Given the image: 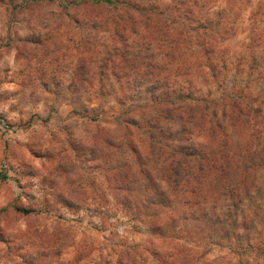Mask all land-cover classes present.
<instances>
[{
  "label": "rangeland",
  "instance_id": "obj_1",
  "mask_svg": "<svg viewBox=\"0 0 264 264\" xmlns=\"http://www.w3.org/2000/svg\"><path fill=\"white\" fill-rule=\"evenodd\" d=\"M260 72L264 0H0V264H264V184L236 201L208 171L243 167L252 124L190 127L208 177L185 193L144 180L127 145L149 150L159 110L187 117L155 99L248 100Z\"/></svg>",
  "mask_w": 264,
  "mask_h": 264
},
{
  "label": "trees",
  "instance_id": "obj_2",
  "mask_svg": "<svg viewBox=\"0 0 264 264\" xmlns=\"http://www.w3.org/2000/svg\"><path fill=\"white\" fill-rule=\"evenodd\" d=\"M201 22L202 23H199L200 26H208L206 22ZM225 36L226 35H223V38H225ZM197 40L201 42L200 36H198ZM202 40H204V37ZM202 46L207 59H209V48L203 43ZM253 61L255 62L256 60L254 59ZM258 74L263 78V81L260 82L263 91L257 96L252 94L249 95L250 97L248 96V100L245 99V95H241V91H238V93L235 92V94L231 93L234 96L230 95L219 101H208L203 97L196 100L194 96H189L187 94L178 95L177 98L173 97L172 99L169 97H166L165 100L155 99V101H157V105H154L156 109L160 107L166 108L162 107L164 105H175L177 102L182 103L177 106L180 105L182 109L185 108V110H187V117H179V120L182 121L181 125L175 128L174 125L164 121L167 117L162 115L163 112L159 110L155 118H150L146 121L147 134L143 136L144 138L140 137L141 141L145 143L144 145L148 146L149 150H146L143 146L142 152L139 151V143L136 142L133 137L127 141V145L132 153L137 156H147H144V158L138 162V171L136 170V172H139L138 174H140L144 180L150 182L157 180L160 183H158L159 186L163 184L167 189V186H169L170 188L172 187V190H180L178 184L181 182L186 185L191 183L190 185L194 187V182L200 183L205 177H208L205 173V171H207V166L204 162L206 156H204L199 144H195V146L187 145L185 141H190V138L182 136H185V134L187 135L188 132H190V127L195 125L200 128L201 134L207 131L210 138L214 136L216 131H221V133L228 138L230 137V132L226 128L223 129L224 122H227L233 127H236L237 124L244 125L250 123L255 127V132L248 133V131L242 130L245 137L249 138L247 139L244 137L241 141L243 148L245 147L240 154L242 160H244L243 167H235L234 169L233 166L230 165L229 167L228 164L219 165L218 167H213V169L208 170L209 176L212 179L229 180L225 183L226 185L224 188L230 195V199H235V196L238 194H240L239 196L242 198L243 195H241V192H244V194L249 193L251 190L250 182H256V180L260 179V183L264 184V77L262 72ZM251 83L252 81L248 77L247 84L251 85ZM168 92L169 91H167L166 96L170 95ZM186 99L189 100L187 101ZM142 107L151 108L153 106L146 105ZM215 107L220 109V113ZM173 110L177 109L169 108L167 114L170 116V111L172 112ZM252 139H255L254 142L257 141L256 144ZM171 140L174 141V143L170 144L169 141ZM174 147L177 148L176 152L170 154L169 157L166 158L165 155L167 153L164 154L166 149H173ZM163 149L165 152L163 153L162 160H160L158 153ZM152 156L153 159L151 158ZM174 156H177V158L175 159ZM227 157L228 155L224 156V158ZM131 170L127 171L123 167L118 168L119 174L123 175L126 171L125 176L127 178L131 176ZM230 177L234 178V180L236 179V181H230ZM136 180H139V177L136 178ZM244 186L247 187L244 188ZM196 190H193V192ZM180 191L184 192L182 190ZM235 200L237 201V199ZM235 200L232 204H235ZM66 263L77 264L70 260Z\"/></svg>",
  "mask_w": 264,
  "mask_h": 264
}]
</instances>
